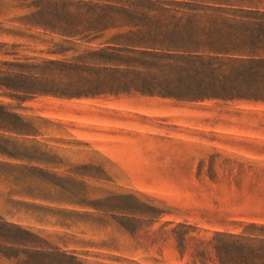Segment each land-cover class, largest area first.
<instances>
[{"label": "rangeland", "instance_id": "374dc122", "mask_svg": "<svg viewBox=\"0 0 264 264\" xmlns=\"http://www.w3.org/2000/svg\"><path fill=\"white\" fill-rule=\"evenodd\" d=\"M0 219L43 264H264V0H0Z\"/></svg>", "mask_w": 264, "mask_h": 264}, {"label": "trees", "instance_id": "16d2710c", "mask_svg": "<svg viewBox=\"0 0 264 264\" xmlns=\"http://www.w3.org/2000/svg\"><path fill=\"white\" fill-rule=\"evenodd\" d=\"M227 51L221 48L214 52L225 54ZM42 244V240L28 230L5 223L0 219V256L13 259L15 264H43V258L48 253L43 251ZM51 254L72 262L75 261L73 257L65 254L57 252Z\"/></svg>", "mask_w": 264, "mask_h": 264}]
</instances>
